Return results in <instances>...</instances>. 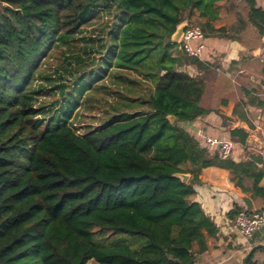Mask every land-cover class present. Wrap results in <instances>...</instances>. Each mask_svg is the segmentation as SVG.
Here are the masks:
<instances>
[{
    "label": "trees",
    "instance_id": "1",
    "mask_svg": "<svg viewBox=\"0 0 264 264\" xmlns=\"http://www.w3.org/2000/svg\"><path fill=\"white\" fill-rule=\"evenodd\" d=\"M101 12L114 23L83 39L84 51L95 54L91 68L102 74L98 83L119 72L113 82L121 100L116 116L80 135L70 120L87 90L76 98L69 93L50 125L36 107L35 83L48 54L76 42ZM184 22L206 37L216 34L250 49L264 39V8L257 0H0V264H195L218 233L194 201L210 167L228 171L235 187L264 205L261 156L241 162L222 157L182 126L212 112L201 104L210 67L173 52L179 44L172 36ZM183 65L205 74L191 77ZM137 77L149 83L147 95L123 98L119 87L137 89ZM65 87L57 86L63 96ZM243 94L247 101L234 115L248 122L245 110L262 108L264 101ZM229 136L241 145L248 139L240 129ZM240 212L235 205L229 218ZM105 233L146 243L138 251L97 243H105L99 237Z\"/></svg>",
    "mask_w": 264,
    "mask_h": 264
},
{
    "label": "crops",
    "instance_id": "2",
    "mask_svg": "<svg viewBox=\"0 0 264 264\" xmlns=\"http://www.w3.org/2000/svg\"><path fill=\"white\" fill-rule=\"evenodd\" d=\"M257 2L264 8V0H257ZM219 27L221 26L217 28ZM262 42L257 48L250 49L242 42L220 38L215 34L206 37L205 50L199 58L200 62L210 67V71L220 68L223 77H215L210 73L209 77L204 79L205 88L201 104L212 112L186 124L187 131L203 147L201 138L196 134L198 130H202L208 137L222 138L231 142L233 145L232 158L236 162L247 161L250 156H260L264 150V107L249 106L245 110L248 122L234 116L236 105L241 100L247 101L243 94L244 91L251 92L256 102L264 101V39ZM192 45L194 48L197 46L196 43ZM173 52L177 56H185L180 45ZM180 70L191 77L205 74L193 65H183ZM118 74L119 72L114 69L106 78H110L112 86H116L113 76ZM129 77L133 78L134 75ZM137 79L141 78L137 77ZM141 80L142 83L137 89L132 87L127 92L124 86H120V95L123 98L127 97L130 101L143 97L144 92L149 88V83ZM209 91L211 96L208 94ZM135 94H137L136 97L132 98ZM118 97L119 95H117V100ZM223 102H226V105H223ZM114 108L115 106L113 110ZM142 108L137 107L135 111L138 112ZM113 116H116L114 111L109 118ZM234 129L248 133L245 145L230 138L229 132ZM261 168L264 170V159ZM200 181L201 184L195 187L194 201L199 203L205 214L210 217L218 228V233L215 237L208 239L209 250L198 255L195 264H249V261L252 264H264V229L255 232L251 238H245L240 235L234 221L229 218V213L235 205L241 208L242 212L253 213L264 210L262 202L254 197L252 192L242 191L235 187L230 181L228 171L224 169L217 167L204 169ZM245 186L251 188V182H247ZM261 186L264 187V179Z\"/></svg>",
    "mask_w": 264,
    "mask_h": 264
},
{
    "label": "rangeland",
    "instance_id": "3",
    "mask_svg": "<svg viewBox=\"0 0 264 264\" xmlns=\"http://www.w3.org/2000/svg\"><path fill=\"white\" fill-rule=\"evenodd\" d=\"M235 1L238 2V0ZM113 23L114 18L109 17L106 12H101L82 28L81 33L75 37L77 39L76 42H71L69 46L54 49L48 54L41 68V76H39L35 83L36 90L39 91V95L36 97V107L43 111L41 118L47 124L53 120L52 118L56 113H61V108L65 106V99L69 93L70 98L74 95L76 98V94L80 96L85 89L87 90L85 96L80 99L81 105L75 110L70 120L80 135L88 133L90 129L94 130L100 127L112 115L113 107L119 105L120 99L118 97L117 100V95L114 93L117 87L112 86L110 78L105 79L101 83L97 82V77L102 74L95 68H91L93 67L91 64L95 54L88 51L86 54L84 51L85 42L82 41L85 38L88 39L94 35H98L100 29H104L106 26H112ZM79 60H84L88 65L84 67L80 66ZM104 65L108 66L107 61H105ZM78 68L80 70H76ZM217 69H214V71L211 70V74H214L213 76L215 77H223V74L220 73V68ZM77 71H80L79 74L76 73ZM81 75L85 79V84L80 80ZM60 77L62 78L61 80H59ZM208 77L209 75L206 78ZM75 81L81 82L78 90L72 88L74 87ZM61 84L66 85L65 96L61 94L60 89H57V86H61ZM105 86L109 89L105 90ZM146 94L144 92V96ZM208 94L211 96L210 91ZM136 95H133L132 98H135ZM75 98L71 99L70 102L72 103ZM49 124L53 125L54 122L52 121ZM94 231H97V229H94ZM99 237L105 243H101L96 239L97 243L103 245L116 243L126 244L135 251L140 250L146 243L144 237L129 234L105 233L104 236Z\"/></svg>",
    "mask_w": 264,
    "mask_h": 264
},
{
    "label": "built area",
    "instance_id": "4",
    "mask_svg": "<svg viewBox=\"0 0 264 264\" xmlns=\"http://www.w3.org/2000/svg\"><path fill=\"white\" fill-rule=\"evenodd\" d=\"M205 40L206 35L201 29L187 28L181 36L179 45L187 56L199 59L205 50ZM193 43L197 44L196 48L193 47ZM186 124L188 123L182 126L187 131ZM196 134L201 138L205 148L217 152L222 157L232 156L233 145L231 142L222 138L208 137L202 130L196 131ZM260 156L264 159V150H262ZM234 223L241 236L251 238L255 232L264 229V210H259L251 214L240 212L236 216Z\"/></svg>",
    "mask_w": 264,
    "mask_h": 264
},
{
    "label": "water",
    "instance_id": "5",
    "mask_svg": "<svg viewBox=\"0 0 264 264\" xmlns=\"http://www.w3.org/2000/svg\"><path fill=\"white\" fill-rule=\"evenodd\" d=\"M187 27H188V23L187 22H184V23L180 24L177 27L175 34L172 36V42L173 43L179 44V41L181 39V36L183 35V33L185 32V30L187 29ZM168 120L170 121L171 124H173V123H175L176 118L174 116H169L168 117ZM189 178H190L189 175L182 176L183 182H187L189 180ZM251 254H252V252L250 253L249 257L247 258L246 263L248 262V259L250 258Z\"/></svg>",
    "mask_w": 264,
    "mask_h": 264
}]
</instances>
